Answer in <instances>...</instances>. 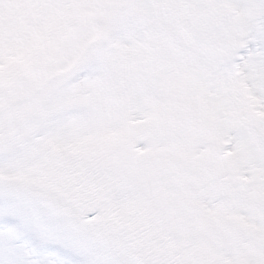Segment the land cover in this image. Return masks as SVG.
Returning a JSON list of instances; mask_svg holds the SVG:
<instances>
[{"label": "snow or ice", "instance_id": "6c2138e0", "mask_svg": "<svg viewBox=\"0 0 264 264\" xmlns=\"http://www.w3.org/2000/svg\"><path fill=\"white\" fill-rule=\"evenodd\" d=\"M0 264H264V0H0Z\"/></svg>", "mask_w": 264, "mask_h": 264}]
</instances>
